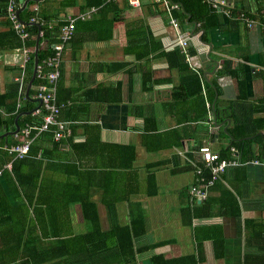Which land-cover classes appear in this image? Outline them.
<instances>
[{
  "label": "crops",
  "instance_id": "0c3cea01",
  "mask_svg": "<svg viewBox=\"0 0 264 264\" xmlns=\"http://www.w3.org/2000/svg\"><path fill=\"white\" fill-rule=\"evenodd\" d=\"M61 1L47 4L53 21L81 12L87 0L65 6ZM177 1L186 3L189 11L179 2L172 3L180 7L174 16L184 17V21L177 18L178 31L170 25L162 0H141L138 6L119 0L105 13L98 11L96 17L80 21L74 40L63 43L59 33L58 42L49 46L44 32L37 34L39 47L50 48L51 53L63 45L59 97L70 106L60 118L73 133L56 147L51 135L39 141L41 149L60 151L58 157L69 161L55 164L59 173L54 179L51 171L46 173L48 189H59L55 198L67 201L71 194L67 195L69 182L62 167L71 164L69 173L102 171L107 164L113 167L107 152L115 150L114 145L131 146L136 157L131 162L133 153L127 151L125 160L132 165L122 169L124 177L115 183L108 176L95 175L76 197L92 190V197L102 203V218L107 217L105 203L117 202L123 221L145 220L139 244H156V248L144 252L139 264H151L153 254L165 259L189 255L198 264H264V254L262 261L256 256L245 262L247 250L256 255L264 249V163L251 161L230 168L210 191L205 206L191 200L188 192L195 178L194 151L203 145L214 151L226 148L232 140L227 130L234 129L237 118L248 119L264 138V0H227L230 6L225 9L214 7L217 0ZM35 7L27 8L35 11ZM4 31L0 24V33ZM179 35L188 39L192 56L183 67L169 53L181 50ZM152 49L156 52L149 53ZM29 51L36 53V46ZM23 60V49L4 48L0 37L1 94L20 76L22 64L28 74L29 61ZM34 68L35 59L32 72ZM194 76L199 84L190 79ZM183 81L195 93L190 98L178 92ZM35 96L31 102L39 108ZM202 206L207 215L195 218L190 208ZM108 208L111 211L113 206ZM70 209L78 219L77 228L84 218L81 206ZM7 246L0 240V249Z\"/></svg>",
  "mask_w": 264,
  "mask_h": 264
},
{
  "label": "trees",
  "instance_id": "16d2710c",
  "mask_svg": "<svg viewBox=\"0 0 264 264\" xmlns=\"http://www.w3.org/2000/svg\"><path fill=\"white\" fill-rule=\"evenodd\" d=\"M28 2V6L25 7L19 13V19L25 24V30L28 33V37L23 43L20 37L14 30V23L11 20L8 13V0H0V24L4 25L5 31L0 33V37L3 40V47L17 45L22 49L24 47L33 49L37 43V34L42 30L46 37V40L51 44L57 43L59 40V33L62 27L66 24L67 17H58L57 21H53L50 15L46 12L48 2L51 0H16L20 4ZM57 1V0H52ZM74 0H62L61 4L71 5ZM126 1V0H125ZM172 3L179 2L183 6L185 12L187 5L183 1L171 0ZM110 5H117V2H106V0H87L84 7L81 8V12L72 14L77 16L80 13L87 11L91 7H99L101 13H105ZM37 6L34 11L27 7ZM21 9V8H20ZM175 15H176V11ZM101 16V15H100ZM97 17V18H100ZM96 17V16H95ZM176 17V16H175ZM35 19V22H31V19ZM181 21H184L183 16H177ZM51 23V24H50ZM80 20L77 21L74 31V36L77 33V26ZM41 25V26H39ZM73 36V40H74ZM147 48L151 47L147 43ZM152 48V47H151ZM52 49L41 47L37 50V58L39 63L51 55ZM154 49L149 53H155ZM174 58L177 59L180 67L186 65L184 54L180 49H175L172 52ZM35 53H31L29 63L27 64V73L25 83L22 89V93L19 95L20 86L17 81L12 82L8 89L1 94L0 93V142L2 145L15 144L16 139H12L14 134L9 132L16 129V120L19 127L22 129L27 124L29 125H42L45 112L42 110L39 115L32 114L37 108L32 105V96L36 93V87L44 81L34 79L32 88H29V83L33 77V65H34ZM21 68H19L20 70ZM196 80L199 84L196 76L190 78ZM60 80V79H59ZM59 80L58 90L56 94L57 105L61 108V113L64 109L70 106L69 101L61 100L59 97ZM180 90L183 92V98H190L195 93L189 92L188 82L183 81ZM200 91L199 85L197 92ZM19 99H22V105L18 109ZM183 99V100H185ZM61 117V115H60ZM234 117V116H233ZM61 120V118H60ZM235 120V119H234ZM63 121V120H61ZM67 127L71 129V135L57 141L53 135L54 128H51L48 132L39 135L32 144L30 153L23 159H14V157L4 150H0V240L9 243V246L0 249V264H139L142 261L143 254L146 251L154 250L156 244H149L140 246L139 239L144 233L145 220L137 221H123L118 216V204L117 202L105 203L107 217L102 218L100 216V204L98 200H95L91 193L86 190V195L76 197L78 191L84 190L83 183L89 187L94 179L95 175H102L101 177L108 178L109 181L118 182V179L124 177L123 170L130 168L131 163H127L125 155L127 151H131L133 154V162L136 157L135 149L131 146L114 145L115 150L107 152L108 156H112L113 167L105 165V169H99L102 171H95L93 169L78 170L73 173H69L67 168L72 167L71 164H66L63 170L67 173L65 177H68V189L67 195L71 194V197L67 201L58 200L55 198L59 193V189H48L49 184L46 181V173L51 171L52 177L59 173L54 167L56 163L69 162L64 158L58 157L60 151L53 154L50 151L41 149L42 145L39 141H42L44 135H51V142L54 147L60 145V142L67 138H72V128L69 123ZM237 125L232 130H227L232 138L231 143L221 150L214 151L220 154L222 158L230 159L231 154L229 149L235 147L238 149L240 162L246 164L251 161H258L264 163V142L263 135L259 133L257 126L252 127L248 119L242 116L235 120ZM252 124V123H251ZM250 127V128H246ZM257 127V128H256ZM3 132V133H2ZM35 136V134L33 133ZM256 146V148L253 147ZM44 147V145H43ZM197 147L194 151L196 154L193 162L194 169V182L190 186L188 192L191 200L198 201L191 195V189L197 183H205L212 179L211 172L205 168L204 162L199 154ZM211 148V147H210ZM57 150V148H55ZM41 155V156H39ZM41 157V158H40ZM118 158L115 163L114 159ZM11 164V167H5ZM52 164V170L49 166ZM131 164V165H130ZM241 164V165H242ZM234 168V167H232ZM123 169V170H122ZM197 169L202 170V175H197ZM105 170V171H104ZM229 170V169H228ZM228 170L220 174L214 183L208 187V196L206 200L201 201L203 206L207 205L210 191L220 181ZM94 174H93V173ZM121 172V173H120ZM114 174V175H113ZM76 176V178H73ZM120 176V177H119ZM74 179V182H72ZM91 180V181H90ZM90 181V183H89ZM3 182L8 187L10 194L13 196L16 205L13 206L9 200V195L5 191ZM53 183V182H52ZM89 184V185H88ZM55 190V191H51ZM104 194L107 193L108 187H104ZM118 192V189H115ZM52 192V193H51ZM54 194V196H53ZM79 194V193H78ZM80 205L82 214L84 216L82 223L76 228L75 223L78 219H75L72 215L70 206ZM113 208L111 211L108 206ZM200 207L194 210L195 218H205L207 215L204 209ZM264 209V206H262ZM201 214V215H200ZM194 219V218H193ZM76 220V221H75ZM192 220V216H191ZM86 226V228H83ZM82 228V229H81ZM264 231V228H262ZM260 232L262 234V231ZM252 251L247 250L245 255V262L248 263L253 257H258L259 261H262L261 256L264 254V249L258 251L256 255L250 253ZM256 259V258H255ZM151 264H198V261L192 256L184 255L178 258L165 259L162 255L153 254L150 258Z\"/></svg>",
  "mask_w": 264,
  "mask_h": 264
},
{
  "label": "built area",
  "instance_id": "2783aa9c",
  "mask_svg": "<svg viewBox=\"0 0 264 264\" xmlns=\"http://www.w3.org/2000/svg\"><path fill=\"white\" fill-rule=\"evenodd\" d=\"M119 0H107V2H117ZM130 6H138L141 0H126ZM161 1V0H158ZM165 6L166 12L170 17V25L174 27L177 31L180 30V23L178 19L174 16L173 12L178 10L180 7L178 5H174L170 3L168 0H162ZM227 0H217L214 7L216 8H228ZM8 13L11 20L14 23V30L17 35L20 37L22 42H25V39L28 37V33L25 30V24L22 23L19 19V10L22 7V4L16 2V0H8ZM35 10L37 7L34 8ZM99 11V7H91L85 12L80 13L77 16L69 15L67 17L66 24L62 27L60 32V39L63 43L70 40L75 31V26L77 21H86L90 20ZM31 22H35V19H31ZM261 28L264 30V21H262ZM180 33V32H179ZM178 45L181 48L185 60L190 63L192 60L191 52L189 50L190 43L186 37H178ZM31 53L29 48H23V57L24 63H27L30 60ZM63 61V45H58L54 49V53H52L49 57L44 59L42 63L37 64V72L36 79L39 81H44L46 83H41L36 87V96L35 98L40 101L41 106L33 111L32 114L39 115V113L43 110L45 112L42 125H29L27 124L22 129L14 134L16 139L15 144L2 145L0 142V150H4L8 152V154L12 155L14 159H23L26 157L30 151L33 142L35 139L41 135L42 133L48 132L51 128H54L53 135L57 141L68 137L71 135V129L67 127V123H64L60 120L61 108L57 105L56 94L58 90V80L60 78V66ZM20 76L17 78V82L19 83V95L22 93V89L26 79V66L22 64L20 67ZM22 99H19L18 109L22 105ZM0 109V113H1ZM16 130V129H15ZM14 130V131H15ZM13 132V131H12ZM35 134V136L33 135ZM231 158L225 159L220 156L219 153L214 152L210 146L203 145L199 149V154L204 162V166L208 169L212 174V179L205 183H197V185L193 186L191 189V195L193 198L198 201L206 200L208 196V187L211 186L214 181L219 177L220 174L225 173L228 169L232 167H237L241 165L238 149L234 146L229 149ZM254 163L259 164L258 161H254ZM5 167L10 168L11 164L6 165ZM197 175H202V170L197 169Z\"/></svg>",
  "mask_w": 264,
  "mask_h": 264
},
{
  "label": "water",
  "instance_id": "95a60500",
  "mask_svg": "<svg viewBox=\"0 0 264 264\" xmlns=\"http://www.w3.org/2000/svg\"><path fill=\"white\" fill-rule=\"evenodd\" d=\"M35 1H38V0H35ZM28 2L29 1H25L24 2V5H23V7H22V9L19 11V13L23 10V9H25V7L28 5ZM38 47H39V37L37 38V43H36V53H35V68H34V72H33V77H32V79H31V81H30V83H29V88H31V86H32V83H33V81H34V79H35V77H36V72H37V64H38V58H37V50H38ZM39 103H41L40 101H39ZM40 106H41V104H40ZM39 106V107H40ZM19 129H20V127H19V125L17 124V120H16V130L15 131H13V132H11L12 134H16L18 131H19Z\"/></svg>",
  "mask_w": 264,
  "mask_h": 264
},
{
  "label": "rangeland",
  "instance_id": "374dc122",
  "mask_svg": "<svg viewBox=\"0 0 264 264\" xmlns=\"http://www.w3.org/2000/svg\"><path fill=\"white\" fill-rule=\"evenodd\" d=\"M83 228H86V226H83ZM82 229V228H81Z\"/></svg>",
  "mask_w": 264,
  "mask_h": 264
}]
</instances>
